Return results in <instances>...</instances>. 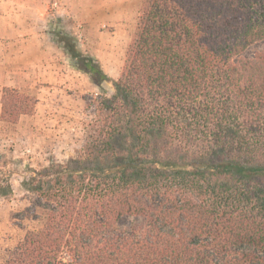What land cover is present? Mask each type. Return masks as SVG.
Listing matches in <instances>:
<instances>
[{
    "label": "trees",
    "instance_id": "16d2710c",
    "mask_svg": "<svg viewBox=\"0 0 264 264\" xmlns=\"http://www.w3.org/2000/svg\"><path fill=\"white\" fill-rule=\"evenodd\" d=\"M259 42L264 0H140L114 94L86 99L78 156L23 182L45 222L0 264H264V51L244 55ZM35 102L5 88L2 119Z\"/></svg>",
    "mask_w": 264,
    "mask_h": 264
},
{
    "label": "rangeland",
    "instance_id": "374dc122",
    "mask_svg": "<svg viewBox=\"0 0 264 264\" xmlns=\"http://www.w3.org/2000/svg\"><path fill=\"white\" fill-rule=\"evenodd\" d=\"M139 6L140 0H0V262L43 227L45 213L22 184L34 170L78 156L91 119L86 99L114 94ZM66 45L96 60L110 80L96 85ZM261 51L264 42L244 55ZM5 88L36 99L32 113L14 124L2 119ZM142 223L124 217L118 227Z\"/></svg>",
    "mask_w": 264,
    "mask_h": 264
}]
</instances>
